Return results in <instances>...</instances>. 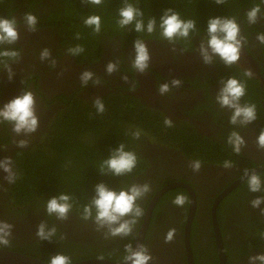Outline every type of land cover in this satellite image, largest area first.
Listing matches in <instances>:
<instances>
[{"label": "flooded vegetation", "instance_id": "obj_1", "mask_svg": "<svg viewBox=\"0 0 264 264\" xmlns=\"http://www.w3.org/2000/svg\"><path fill=\"white\" fill-rule=\"evenodd\" d=\"M53 2L43 0L39 13L48 12ZM22 13L12 14L20 21V40L9 46L19 49L22 55L12 65L15 75L11 80L6 70L0 71V107L21 95L25 88L30 89L36 96L40 128L37 133L24 137L16 136L10 124H0V160L5 157L13 159L15 151L22 149L16 146V140H30L24 149L38 144L50 129L54 117L73 99L74 103H93L97 97L110 94L133 97L152 116L149 118L151 126L132 125V131L143 130L140 139H134L133 147L145 165L143 171L128 180L127 186L147 182L152 190L138 202L145 215L133 235L105 239L103 232L95 230L92 221L74 219L71 215L65 221L50 220L41 209L21 212L10 206L13 184L4 179L7 173L0 169V220L15 226L12 242L27 245L38 241L35 235L37 226L45 221L48 226L60 227L67 239L91 251L105 253L104 260L122 262L125 246L129 243L134 246L153 197L170 184L183 183L191 187L196 202L189 238L185 226L190 200L184 207H176L172 199L164 198L176 189H182L188 198L189 192L184 187H174L160 197L147 223L142 244L148 247L153 257L150 264H221V258L224 264H248L250 255L264 252V239L260 238L264 233V216L250 203L252 199L264 196V192H249L245 183L247 177L243 176L247 168L264 178V151L256 144L261 129H264V45L256 39L258 33L264 32L263 12L256 24H249L246 16L238 21L242 35L248 40L239 63L226 67L217 58L211 65L205 64L198 52L205 36H193L187 42L177 43L175 51L167 41L153 39L145 40L152 59L150 68L144 73L131 66L134 43L123 45L119 40L104 41L98 57L71 56L67 51L69 46L61 43L55 29L38 28L36 32H30L23 24ZM45 47L51 50L52 58L56 60L55 68L51 67L50 61L40 60V52ZM109 61L118 64V71L112 75L105 71ZM247 69L254 74L251 78L243 76ZM85 70L93 71L101 83L96 85L90 81L83 86L79 77ZM124 75L128 76V82L124 81ZM230 76L247 81V93L241 102L257 105L258 119L247 127L231 125V110L221 109L215 101L221 87L220 80ZM173 79H180L181 87L161 96L158 85L171 83ZM166 116L174 121L173 127H165ZM233 130L247 141L240 154L233 152L227 144V136ZM164 131H167L165 138ZM193 160L202 161L199 172H193L189 167ZM225 160H231L233 167L223 168ZM13 170H16L14 164ZM214 206L215 222L212 216ZM171 228L176 229L174 238L165 243V235Z\"/></svg>", "mask_w": 264, "mask_h": 264}, {"label": "clouds", "instance_id": "obj_2", "mask_svg": "<svg viewBox=\"0 0 264 264\" xmlns=\"http://www.w3.org/2000/svg\"><path fill=\"white\" fill-rule=\"evenodd\" d=\"M84 3L93 6L104 4L105 0H83ZM228 0H214L215 4L225 5ZM264 0L251 7L246 13L249 24H256L261 19ZM19 23L15 17L5 18L0 16V71H7L8 78L11 80L15 73L12 65L21 58V51L12 46L20 40ZM119 28L134 29L137 33L147 32L149 35L157 31V25L161 38L169 44L175 45L178 41L189 40L193 33L199 34L198 21L196 19H184L181 14L173 8L164 10L159 18V23L155 17H151L145 23L144 12L142 9L131 3L130 0H124L123 5L118 9V19L116 21ZM23 24L30 32L38 30L39 18L32 12H26L23 16ZM83 24L91 28L93 33L99 34L102 31V18L100 15L92 14L84 18ZM75 39H80L77 33ZM256 39L264 45V32L257 34ZM247 37L241 33V26L236 17H209L207 22V34L201 41L198 52L205 64L211 65L215 59H219L226 67H231L239 63L242 57V50L247 44ZM68 54L71 56H80L85 52L81 44L69 47ZM151 52L145 40L137 38L134 41V55L131 66L134 70L144 73L150 68ZM41 61H50L51 67H56V60L52 58V52L45 47L40 52ZM108 75L118 71V64L115 61H109L105 67ZM251 69L243 72V76L251 78L253 76ZM80 82L87 86L91 81L99 85L101 81L95 78V73L91 70H85L80 73ZM123 79L128 82V76ZM221 87L216 94L215 101L221 109L231 110L229 122L233 126L247 127L258 119L257 105L255 103H242V98L247 93V81L241 80L235 76L222 78ZM182 85L180 79H173L171 83H161L158 85V91L161 96L169 93L173 88H179ZM36 96L33 91L25 88L22 94L13 98L8 103L0 107V124L8 123L12 126V131L16 136L28 137L38 132L40 128V117L36 109ZM96 114L102 115L106 111L103 98L97 97L92 103ZM164 125L167 128L174 126V121L166 116ZM143 133L142 129L137 128L131 131V136L139 140ZM19 148H27L30 140L27 138L15 141ZM227 144L236 154H240L247 146L245 138L236 130L230 132L227 136ZM256 144L258 149L264 151V129H261ZM13 159L5 157L0 160V169L7 173L4 179L13 184L19 178V174L13 170ZM138 165V156L134 151L128 150L125 143H121L118 148L111 151V155L104 158L98 165L101 175H112L121 177L133 173ZM223 168L233 167L231 160L223 162ZM189 167L193 172H199L202 167V161L193 160ZM243 176L247 177L245 183L248 191L251 193L264 192V178L260 173L244 169ZM152 190L150 183H134L119 191L110 188L106 183H98L95 186V195L91 201L84 204L80 209L81 219L92 221L97 232H103L105 239L116 237H128L133 232L145 215L144 209L138 203ZM189 202L188 196L184 192H177L172 199V204L176 207H184ZM252 208L260 209L261 216H264V196L257 197L250 201ZM75 206L74 196L68 192H61L57 196L46 201L45 209L48 216H55L58 220L68 219L70 211ZM15 226L8 221L0 220V247H7L11 244ZM176 232L171 228L165 235V243H170ZM57 234L55 226L49 227L45 221H42L36 229L35 235L38 240H53ZM264 239V233L260 234ZM126 254L122 258L123 264H150L153 257L145 244H139L133 248L131 243L125 246ZM103 259V256L100 257ZM48 264H73L72 258L63 253H57L51 256ZM248 264H264V252L250 255Z\"/></svg>", "mask_w": 264, "mask_h": 264}, {"label": "trees", "instance_id": "obj_3", "mask_svg": "<svg viewBox=\"0 0 264 264\" xmlns=\"http://www.w3.org/2000/svg\"><path fill=\"white\" fill-rule=\"evenodd\" d=\"M123 2L124 0H105L102 5L93 6L83 0H54L52 8L40 14L43 0H0V16L11 18L13 13L19 11L23 12V16L29 11L34 13L39 18L38 28L55 29V34L60 37L62 44L69 47L83 45L85 52L81 57H98L104 41L119 40L125 45L134 43L137 38L164 40L160 36L158 25L157 31L151 35L147 32L137 33L131 26L119 28L116 21L118 9ZM130 2L143 10L145 23L151 17H155L159 23V18L167 8L175 9L184 19H196L200 31L198 35L193 33V37L206 36L209 17L229 16L236 17L239 21L251 7L259 4L260 0H228L225 5L215 4L214 0ZM261 8L264 13V4ZM92 14L102 18V31L99 34L93 33L91 28L83 24L84 18ZM77 33L80 34L79 40L75 39ZM62 99L66 100V97ZM103 100L106 111L100 115L96 114L92 103H74L73 99L70 105L62 108L56 118L54 117L50 129L38 144L29 149L15 151L13 164L19 178L12 185L13 199L10 206L17 207L21 212L38 208L45 212L46 219H56L55 216L47 215L46 201L61 192H68L75 199V206L69 215L74 219L81 218L80 209L91 201L98 183H106L110 188L119 191L128 185L127 182L133 175L143 171L145 163L141 159H138L133 173L121 177L101 175L98 170L99 163L109 157L111 151L121 143H125L128 150L134 151V138L130 134L134 128L132 125L137 123L141 128L151 126L149 118L152 116L149 110L133 97L124 98L110 94L103 97ZM163 133L165 138L167 131ZM5 138L7 139V136ZM181 191L184 192L182 189L170 191L164 198L173 199L176 193ZM6 248L44 262H48L49 258L58 252L70 256L72 262L105 254L91 251L86 246L67 239L60 227L51 241L38 240L27 245L11 241Z\"/></svg>", "mask_w": 264, "mask_h": 264}, {"label": "water", "instance_id": "obj_4", "mask_svg": "<svg viewBox=\"0 0 264 264\" xmlns=\"http://www.w3.org/2000/svg\"><path fill=\"white\" fill-rule=\"evenodd\" d=\"M174 187H184L188 192H189V200H190V212L189 216L187 218L186 226H185V233L186 236L190 234V228L193 220V215H194V210H195V195L193 190L191 189L190 186L183 184V183H174L170 184L164 188H162L151 200V203L146 211V217L144 220V224L140 228V231L135 239L134 246L133 248H136L137 245L142 244L144 241L146 229H147V223L149 221V218L151 216L152 210L155 206V204L159 201L160 197L169 189L174 188ZM215 207L212 208V216L214 222L216 221L215 217ZM217 226V225H216ZM215 226V230L218 235V227ZM189 238V237H188ZM224 259L221 258V264H224ZM0 264H48L46 262H43L39 259L12 251V250H7L0 248ZM73 264H123V262H114V261H108L104 259H85L81 261H76L73 262ZM192 264V263H191Z\"/></svg>", "mask_w": 264, "mask_h": 264}]
</instances>
